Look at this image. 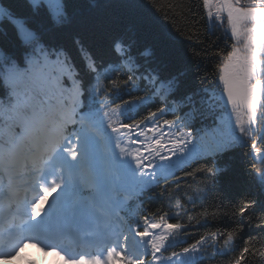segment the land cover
I'll return each mask as SVG.
<instances>
[{
	"label": "trees",
	"instance_id": "1",
	"mask_svg": "<svg viewBox=\"0 0 264 264\" xmlns=\"http://www.w3.org/2000/svg\"><path fill=\"white\" fill-rule=\"evenodd\" d=\"M8 3L32 18L51 54L37 58L31 47L25 52L13 36L0 35L13 53L0 57V139L28 125V107L53 121L44 100L64 113L77 88V110L104 136L123 126L137 131L149 162L196 149V134L212 124L208 96L228 52L205 0H65L66 18L58 25L33 15L30 0ZM254 138L174 164L130 199L125 222L146 263L187 249L180 264H230L247 246V264H264V163L250 156ZM25 148L39 154L29 143ZM161 222L171 235L145 241V226Z\"/></svg>",
	"mask_w": 264,
	"mask_h": 264
},
{
	"label": "rangeland",
	"instance_id": "2",
	"mask_svg": "<svg viewBox=\"0 0 264 264\" xmlns=\"http://www.w3.org/2000/svg\"><path fill=\"white\" fill-rule=\"evenodd\" d=\"M215 0H205L206 2V12L207 16L209 18V21L217 25L218 27H224L226 29L225 25H223V17L221 16V10H222V4L217 9V6L214 5ZM223 20V21H222ZM239 46H236V50H238ZM225 61V60H224ZM223 66V64H222ZM227 77V76H226ZM77 88H73L72 94H71V100L77 99ZM224 97L223 93V68L221 67V73L219 77V83L218 86L213 90L209 92L208 96V107L209 111L211 113L212 118L211 119V126L209 128H205L202 130L204 133H206L205 140L201 139L200 141L201 147L203 149H209V147H215L217 142L220 140L223 144H225V147L232 146L234 144L237 145H247L250 140H252L254 137H256L258 133V126L261 123V120L264 116V109L260 110L259 105V99L258 102H254L252 104V110L253 113L246 114L242 113L240 111H237L227 105H224L221 102V99ZM70 101V100H69ZM77 101V100H75ZM71 102V101H70ZM77 105V104H76ZM76 106L73 107V109L70 107L69 110L72 112ZM176 109V107L174 106ZM254 127H257L255 130ZM84 129V130H83ZM115 132H121L128 133L127 130H123V128L118 129L117 131H110L108 136ZM201 132V131H199ZM213 137H212V136ZM108 136L106 138H101L98 131H96L94 128L90 126H82V129L79 130L77 134V150L78 154L73 159L69 158V161L67 163L63 164L60 167L55 166L54 173L58 175V178L60 177L61 172L63 169H66L67 172H65L68 179H70L72 182V177L74 174H77L78 177L81 179V183L83 185V191L86 192V202L87 204L84 207H80V214L82 215H90L92 217H103L106 210L109 208V201L103 200L104 203L101 204V200L96 198V195L99 193L101 189V184L91 177V171L89 170L88 166L89 163L85 160V150L87 148L95 149L98 148L99 151L103 152L105 151L106 157L111 158L114 154V147L112 146V142L109 140ZM123 137V136H121ZM108 138V139H107ZM199 139V138H198ZM217 139V140H215ZM212 140V141H211ZM208 141V142H207ZM204 142V145L202 146V143ZM212 142L213 144H210ZM200 148V147H199ZM203 149L200 148L201 152H203ZM207 150V151H208ZM214 151V150H213ZM190 152V151H189ZM140 153L142 154L141 150ZM140 154L141 162L144 163L143 156ZM61 156H59L55 160V165H57V161ZM169 160L173 161L172 157L168 158ZM110 164H102L103 168H105V181L104 183H110L111 186L116 184V176L119 175L121 177H126L123 172L117 171L116 169L112 168L111 171L108 169V166ZM7 168L9 171H4L2 174L5 178H7V181L10 182L11 175H14V178L18 180L17 184L19 187L26 186L32 178H28L27 182H24L23 176L21 174H18L19 167L15 161H12V159L7 163ZM13 172V173H12ZM76 172V173H75ZM135 172V171H134ZM12 181V180H11ZM97 181V182H96ZM16 183V180H15ZM112 186V187H113ZM63 186L60 185L59 192L63 195V197H71V194L65 192L63 190ZM7 195L10 196V192H7ZM24 200H21L23 202ZM76 199H73V204L66 207H72L76 209ZM20 204L22 205V203ZM162 236V235H159ZM151 232L148 227H145V238L150 239ZM157 239V238H156ZM117 244L120 247L119 256L115 255L116 260L120 264H129L128 256H131L134 258L133 264H141L142 262V255L138 252V244L135 239V237L131 233H124L122 238L120 239ZM115 243V246L117 245ZM37 259H41V256L35 255ZM105 260H107V255L104 254L102 256ZM31 260H24L22 263L18 264H34L31 263ZM44 261V264H48Z\"/></svg>",
	"mask_w": 264,
	"mask_h": 264
},
{
	"label": "flooded vegetation",
	"instance_id": "3",
	"mask_svg": "<svg viewBox=\"0 0 264 264\" xmlns=\"http://www.w3.org/2000/svg\"><path fill=\"white\" fill-rule=\"evenodd\" d=\"M214 5L222 4L221 16L223 25L221 34L228 45V52L223 62V93L225 95V78H234L240 85L247 89L250 99L248 108L235 103L227 105L242 113H253L252 104L258 102L260 110L264 109V0H215ZM253 4L242 7L239 5ZM261 4V5H260ZM236 46H239L236 50ZM263 119V118H262ZM262 123V120H261ZM261 123L255 130L258 133ZM257 133V134H258ZM257 136V135H256ZM256 138V137H255ZM254 138V139H255ZM257 144L258 152H264L262 140ZM264 163V156L259 161Z\"/></svg>",
	"mask_w": 264,
	"mask_h": 264
},
{
	"label": "snow or ice",
	"instance_id": "4",
	"mask_svg": "<svg viewBox=\"0 0 264 264\" xmlns=\"http://www.w3.org/2000/svg\"><path fill=\"white\" fill-rule=\"evenodd\" d=\"M31 9L33 15L43 14L50 23L58 25L66 18L65 15V0H30ZM47 5V7L45 6ZM0 29L3 30L0 35H11L15 38L17 46L28 51L29 47L33 50V55L37 58L43 57L47 59L51 54L49 48L51 46L47 45L38 27L33 22L32 18L29 16H24L18 14L11 8L8 0H0ZM75 44H80L79 40L74 42ZM115 47L120 50V54H124V47L117 42ZM53 53L57 56L65 55L64 49H52ZM5 54L11 56L12 52L2 43H0V57H4ZM147 55V53H145ZM215 239V237H214ZM231 237H229V240ZM163 249L157 250V255L160 254ZM251 249L246 246L244 251L239 253L237 256L233 257L230 264H247L245 259V252H250ZM190 256L189 250H183L182 253H172L167 257L168 264H172L175 260V264H180L181 257ZM156 264H161V260H158Z\"/></svg>",
	"mask_w": 264,
	"mask_h": 264
},
{
	"label": "bare ground",
	"instance_id": "5",
	"mask_svg": "<svg viewBox=\"0 0 264 264\" xmlns=\"http://www.w3.org/2000/svg\"><path fill=\"white\" fill-rule=\"evenodd\" d=\"M78 98L79 95H77V99ZM42 128L43 127H40L41 130ZM123 134L124 133L121 132H115L108 136L109 140L112 142V146L114 147V154L111 158L106 157L105 151L103 153L99 151L98 148L95 149L87 148L85 150L84 158L87 161V163H89L88 168L91 171V177L93 179H96L101 184V189L99 193L96 195V198L102 201L100 205L104 203L103 201L104 199H109L110 197L109 195L113 190L112 186L110 185L111 182L104 183L106 169L103 168L102 164L109 163L110 165L108 166V169H110V171L112 168H114L117 171L123 172L125 175H128L129 177H131L130 175H133L135 173L134 174L135 178L133 179H137L136 176L140 175V172H134L135 170L138 171L139 167L141 166V161L139 160L140 152L138 151V149H136L137 148L136 146L132 145L128 137L124 136ZM222 144H223L222 141L217 142L214 148H216L217 150L221 147ZM65 163H67L66 160L60 159L58 161V166H62ZM157 167L160 168L161 166L159 165ZM4 171H9V170L8 168H3V172ZM30 258L32 259L31 256ZM22 262L23 260L19 259V263ZM33 262L34 261L32 259L31 263Z\"/></svg>",
	"mask_w": 264,
	"mask_h": 264
},
{
	"label": "water",
	"instance_id": "6",
	"mask_svg": "<svg viewBox=\"0 0 264 264\" xmlns=\"http://www.w3.org/2000/svg\"><path fill=\"white\" fill-rule=\"evenodd\" d=\"M252 5L253 4H243V5L240 4L239 6L246 7ZM225 84H226L225 95L221 99V102L222 103L226 102L228 104L235 103L237 105L248 108L250 105V99L248 96L247 89L244 88L242 85H240V83H238L234 78H229V76L225 78ZM263 134H264V116L261 123V129L257 134L256 138L254 139L250 148V156L256 162L259 161L261 156H264V152H258L256 149V146L260 142ZM262 176H263V188H264V165H263Z\"/></svg>",
	"mask_w": 264,
	"mask_h": 264
},
{
	"label": "clouds",
	"instance_id": "7",
	"mask_svg": "<svg viewBox=\"0 0 264 264\" xmlns=\"http://www.w3.org/2000/svg\"><path fill=\"white\" fill-rule=\"evenodd\" d=\"M37 252H39V249H36ZM34 264H44V261L47 260V257L41 253V259H37L35 256L32 257ZM48 264H51L50 261H48Z\"/></svg>",
	"mask_w": 264,
	"mask_h": 264
}]
</instances>
